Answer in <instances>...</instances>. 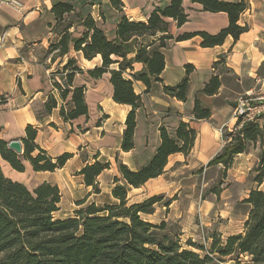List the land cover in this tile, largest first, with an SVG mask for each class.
Here are the masks:
<instances>
[{
  "label": "crops",
  "instance_id": "0c3cea01",
  "mask_svg": "<svg viewBox=\"0 0 264 264\" xmlns=\"http://www.w3.org/2000/svg\"><path fill=\"white\" fill-rule=\"evenodd\" d=\"M12 1L0 0V98L5 99V103L0 104V140L7 143L20 140L23 144L27 137L26 129L32 126L37 131L35 142L47 156L56 159L63 154H71L72 158L55 172L34 171L31 163L23 160L25 171L19 172L0 155L6 177L30 190L44 183L57 186L62 201L55 216L60 219L73 217L77 210L91 204L100 207L118 203L112 191L117 185H122L128 189L130 203H141L155 196L164 200L168 198V202L161 208L156 207L155 214L149 217L158 216L157 223L172 221L187 226L186 223L198 212L196 199L201 186L197 179L198 169L207 166L224 147L225 131L233 129L232 118L238 97L253 92L257 84L264 81V0H222L249 4L239 20V25L248 26L249 30L238 40L229 36L223 45L213 48L203 47V39L199 35L183 41L177 38L201 32L217 35L229 26L228 15L206 12L202 5L183 0L188 21L178 26L177 22L169 20L168 35L171 39H167L165 47L160 49L166 64L161 74L162 82L153 83L147 93V86L134 80V90L142 97V106L136 111L135 148L129 152H125L122 145L132 106L114 101L110 73L99 79L87 73L102 66L101 56L87 60L82 52L73 49L72 44L70 53L64 57L58 56L57 51L50 53L51 45L61 38L53 7L66 2L73 6L74 11L65 16L71 25L72 38L83 36L86 32L84 19L91 16L107 38L115 41L123 18L147 22L157 7L165 8L169 1L117 0L119 4L116 6L113 0H15L20 3L19 7ZM161 36L131 42L128 59H135L140 45L158 42ZM70 58H75L84 71L75 76L73 86L86 88L89 114L65 121L61 109L68 112L74 109L72 93L63 100L55 87L54 77L65 83L63 67ZM59 69L60 73L57 72ZM111 69L118 70L119 65ZM146 71L143 63L133 62L132 69H128L125 75L133 79L134 75ZM186 77L189 78L186 101L165 93L164 87H175ZM213 77H219L221 86L214 95H207L203 90ZM51 97L57 100L58 107L47 112L45 106ZM197 100L211 112L210 118H195L193 112ZM182 122L190 124L197 134L191 152L170 156L165 173L149 180L141 188L127 185L121 178L120 165L132 171L146 166L162 143L160 129H167L174 137ZM221 129L223 134H220ZM37 153L38 150L33 156ZM96 161L111 164V168L98 178L100 194L92 193V187H87L84 177L79 175L86 165ZM116 177L120 179L117 184L114 182ZM103 191L109 193L110 201L99 205L94 197ZM184 197H190L189 203ZM84 200L86 203L79 206V202ZM185 202L187 205L183 206ZM65 205L69 207L64 214Z\"/></svg>",
  "mask_w": 264,
  "mask_h": 264
},
{
  "label": "trees",
  "instance_id": "16d2710c",
  "mask_svg": "<svg viewBox=\"0 0 264 264\" xmlns=\"http://www.w3.org/2000/svg\"><path fill=\"white\" fill-rule=\"evenodd\" d=\"M165 8H156L147 22L130 21L123 18L118 25L117 39L110 41L105 32L97 27L93 17L84 19L86 32L79 39L72 38L71 25L65 16L74 11L69 3H59L53 7L57 19V28L61 38L50 47V53L64 57L71 51V44L76 52H82L85 59L102 58V66L87 73L95 79L104 74H111L114 87L113 99L116 103L132 106L126 121L122 148L129 152L135 148L136 111L142 106V97L134 90V80L141 81L150 92L153 83L162 82L161 74L165 69V57L160 49L165 47V41L171 39L168 35L169 20L177 22L178 26L188 21V15L183 7V0H167ZM203 6L210 13H225L229 17V26L217 35L205 32L184 34L178 41L201 36L203 47L213 48L223 45L227 37L236 41L249 30L248 26H240L241 15L249 8L245 1L237 3L222 0H190ZM116 6L117 0H113ZM139 46L135 59L129 60L130 43L139 38H156ZM158 43V44H157ZM143 63L147 71L134 75L129 79L125 73L132 69V63ZM118 64L119 69H111ZM191 70L188 69V73ZM60 73V72H58ZM65 88L55 83L61 98L65 100L72 93L74 109H61L65 121H73L81 116H88L89 109L85 98V87H74L75 76L84 71L75 58H70L63 67ZM219 77H213L203 92L214 95L220 88ZM71 88H73L71 90ZM189 90V78L186 77L175 87H164L166 94L178 100L186 101ZM5 103L0 98V104ZM58 107V102L51 97L46 104L47 112ZM196 119H208L211 112L204 109L196 101L194 112ZM27 137L23 140L24 154L18 155L8 148V143L0 140V155L13 169L25 171L23 160L31 163L33 170L55 172L65 167L72 158L71 154H63L53 159L39 148L35 140L37 131L28 126ZM162 143L153 159L138 171H132L125 165H120L121 178L127 185L141 188L149 180L158 178L165 173L169 157L174 154L188 155L194 147L196 131L187 123H180L175 136L167 129L161 128ZM225 145L221 152L210 161L209 166L222 165L230 168L235 158L248 152L251 144L261 143L263 152L260 157L261 170L255 178L259 186L252 189L244 203L249 206L243 232L223 239L219 235L212 236L209 249L191 240L183 241L181 233L166 221L153 223L146 220L155 214L156 206L163 197H151L141 203H130L128 189L117 185L113 191L116 204L99 207L88 205L77 210L73 217L57 218L60 211L62 195L57 186L44 183L34 190L26 185L6 177L0 164V264H264V115L254 121L245 122L240 119L235 127L225 135ZM38 150V153L33 156ZM111 168L110 163L96 161L86 165L79 175L84 177L87 187H92L95 194H100L99 176ZM120 179H114L115 184ZM86 201L79 202V206Z\"/></svg>",
  "mask_w": 264,
  "mask_h": 264
},
{
  "label": "rangeland",
  "instance_id": "374dc122",
  "mask_svg": "<svg viewBox=\"0 0 264 264\" xmlns=\"http://www.w3.org/2000/svg\"><path fill=\"white\" fill-rule=\"evenodd\" d=\"M57 72H61V69ZM240 99L249 110L247 119L264 115V81L257 84L253 92L239 96L235 107L240 105ZM232 119L234 122L232 127L234 128L238 118L233 116ZM226 132L225 134L230 131ZM262 152L263 146L260 142L251 144L248 147L247 154L237 157L234 164L228 169L222 165L209 166V164L198 169L197 175L199 177L197 179L201 185L196 199L198 212L186 223L187 226L183 223L168 222L175 227L176 231L181 233L184 242L191 240L209 249L213 235H219L225 239L230 235L243 232L244 223L249 212V206L243 201L252 189L259 187L255 182V178L262 168L260 162ZM260 189L264 191V184L260 186ZM184 198L189 203L190 197ZM94 199L99 205H102L104 202L110 201L109 193L103 191L101 195L95 196ZM168 200L167 198L156 207L161 208ZM184 205L186 206L187 203L185 202ZM68 207L69 205L64 206V214L67 212ZM144 218L154 223H157L159 219L158 216H144ZM228 264L232 263L229 262Z\"/></svg>",
  "mask_w": 264,
  "mask_h": 264
},
{
  "label": "built area",
  "instance_id": "2783aa9c",
  "mask_svg": "<svg viewBox=\"0 0 264 264\" xmlns=\"http://www.w3.org/2000/svg\"><path fill=\"white\" fill-rule=\"evenodd\" d=\"M11 3L14 4L15 6H18V7L20 6V3L18 1L14 0ZM2 40H4V37ZM54 81H56L58 84H60V86L62 88H65V83L61 79H59L57 76L54 77ZM248 111H249L248 108L242 102V99H240V105L236 107L235 112H234V117L238 118V120L242 119L243 123H245V122L254 121L256 118L262 116V115H259L256 118L247 119L246 117L249 116ZM223 133H224V131H223V129H221L220 134H223Z\"/></svg>",
  "mask_w": 264,
  "mask_h": 264
},
{
  "label": "water",
  "instance_id": "95a60500",
  "mask_svg": "<svg viewBox=\"0 0 264 264\" xmlns=\"http://www.w3.org/2000/svg\"><path fill=\"white\" fill-rule=\"evenodd\" d=\"M8 148L18 155H23V153H24L23 144L20 140H13V141L9 142Z\"/></svg>",
  "mask_w": 264,
  "mask_h": 264
}]
</instances>
